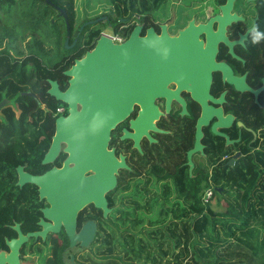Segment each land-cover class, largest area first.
<instances>
[{
    "label": "trees",
    "instance_id": "1",
    "mask_svg": "<svg viewBox=\"0 0 264 264\" xmlns=\"http://www.w3.org/2000/svg\"><path fill=\"white\" fill-rule=\"evenodd\" d=\"M50 1L64 9L59 1ZM168 1L87 0L90 7L83 15L66 10L71 36L76 26L77 43L65 49L67 26L54 5L43 0H0V15L5 17L0 18V84L11 81L13 91L11 95L8 91L0 95V103L11 100V106L0 107V250L7 249L6 240L17 236L15 225H20L25 235L40 229L36 187H19L16 168L23 166L32 173L46 168L41 161L55 133V114L65 106L48 93L49 81L66 89L68 76L64 72L94 48L106 26L113 24L114 34L125 31L128 38L135 27L134 16H141V22L148 27L151 17ZM253 4L258 15L256 25L264 31V0H254ZM98 7L99 15L94 12ZM102 17H106L105 22L85 26L80 32L85 23ZM253 47L250 73L258 86L264 77V40ZM240 114L255 134L245 138L242 155L232 166L218 163L219 152L211 150L208 161L196 166L191 174L188 166H176L177 170L155 166L151 170L149 177L162 185L157 196L161 199L174 195L172 207L180 206L169 223H157L159 231L153 237L162 252L154 254L134 231L143 222L140 210L152 211V206L136 195L150 181H136L135 195L116 199L117 193L135 180L130 175V180L119 177L117 187L107 194L112 210L107 218L92 208L98 229L91 248L79 254L80 263L264 264V92L251 112ZM252 137L253 147H248ZM208 188L213 190V196L204 204ZM162 212L160 209L159 213L165 215ZM153 222L148 221L150 230ZM56 260V264H64L60 255ZM40 263L50 262L44 256Z\"/></svg>",
    "mask_w": 264,
    "mask_h": 264
},
{
    "label": "water",
    "instance_id": "2",
    "mask_svg": "<svg viewBox=\"0 0 264 264\" xmlns=\"http://www.w3.org/2000/svg\"><path fill=\"white\" fill-rule=\"evenodd\" d=\"M44 1L54 5L65 20L68 36L65 46L73 47L77 41L69 45L66 11L50 0ZM234 3L235 0H226L220 6V13L211 17L207 23L195 25V21H191L175 37L168 35L165 25L162 26L161 35L149 28L145 37L140 36L142 27L136 26L128 39L119 44L101 35L94 49L88 51L82 59L76 60L65 72L70 78L66 91H61L56 81H49L48 93L67 105L68 114L55 119V134L43 163L53 162L62 144L68 156L62 168H53L42 176L31 175L23 167H17V185H36L40 196L47 197L50 207L43 212L48 221L42 219L39 222L42 230L26 235L22 233L20 225H15L13 228L18 236L6 240L9 250H0V264H22L20 255L24 244L31 238L45 240L49 233H58L61 228L69 238V247L64 250L62 261L64 264H81L76 262L75 255L91 247L97 226L94 222H86L77 232L78 214L92 204L103 211L105 218L108 217L112 210L108 207L106 194L116 188L118 171L128 168L124 157L119 161L113 150L108 151L111 133L130 116L134 104L138 103L141 111L136 119L130 121L133 132L124 130L122 138L132 139L139 150L138 141L142 135H147L152 141L148 130L159 131L154 121L160 116L154 101L165 96L168 100L175 97L182 102L177 96L178 90L171 92L167 89L170 82L190 91L192 99L202 106V114L197 123L196 146L188 153L191 174L194 166L192 155L202 150V126H207L216 117L218 122L212 126V131L221 135L218 127H228L234 120L231 115L224 118L221 108L215 109L208 104L209 101L221 104L225 96L224 93L219 99L211 96L212 72H222L224 80L238 91H250L256 97L264 89V86L258 90L250 89L243 84V78L232 75L228 66L216 63L218 44H234L226 37L227 26L242 20L232 13ZM101 20L85 23L80 32L85 26ZM215 23L218 25L217 30L213 28ZM202 34H205V40L199 38ZM6 102L3 100L0 107ZM239 125L242 123L239 122ZM226 138L229 143V138Z\"/></svg>",
    "mask_w": 264,
    "mask_h": 264
},
{
    "label": "flooded vegetation",
    "instance_id": "3",
    "mask_svg": "<svg viewBox=\"0 0 264 264\" xmlns=\"http://www.w3.org/2000/svg\"><path fill=\"white\" fill-rule=\"evenodd\" d=\"M240 1L241 0H235L232 13H235L237 16L241 17L242 20L233 22L231 25L227 26L226 28V37L230 43H234V44L230 46V45L225 44L224 42L219 43L217 47L218 50L216 53L215 60H216V63H222L228 66L231 69L232 75L234 77L239 78V79L243 78L244 79L243 84L245 83L247 87H249L252 90H258L264 86V77L261 78V85L257 86L255 84V80L252 78V75L250 73V68L252 66L251 61L254 59V53H253L254 47L249 37V29L251 25L256 24V21L258 20V15H256V12H255V7L253 4L254 0H251V1L246 0L247 4H249L250 2L252 3L254 16L252 14L247 15V13H249L250 10L248 9V6L246 7V5L245 6L240 5L239 3ZM57 5L59 6V4ZM56 11L59 14V11L57 9ZM160 15H161V9H159V11H157L151 17V23L148 27H146L145 24L141 22L142 20L141 16H135L136 17L135 18L136 23L134 24L135 27L136 26L142 27L141 32H140L141 37L146 36V32L149 28H153L157 35H161L162 26L164 25L166 26L168 35L171 37H175V36H178L181 31L186 29L189 23L191 22L190 21L187 24V26L184 28H179L181 27L179 23L177 25L174 23L172 25L167 26L165 23H162L158 19ZM208 20L203 23L196 22L195 20H192V21H195V25H199V24L207 23ZM105 21L106 20H101L100 22H105ZM109 26L112 29L111 31L112 34H114L113 28H112L113 24H109ZM217 27L218 25L217 23H215L213 25L214 30H217ZM175 29L176 30L179 29L178 32H176ZM70 30L71 29L69 25V32H71ZM104 30L101 35H103V33H106ZM107 34H110V33H107ZM125 34H126L125 31L122 34H119L120 36L124 38L123 42H125L128 39L125 37ZM199 38L201 40H205L206 36L205 34H202L200 35ZM251 55L253 56V58H250ZM69 79L70 78L68 77L67 88L69 87ZM67 88L64 90H61V89L60 90L66 91ZM167 89L170 90L171 92H176L178 90L177 96L178 98L182 100V102L179 101L175 97H172L170 98V100H168V98L165 96L158 97L154 101L155 105L158 107L160 111L159 118L156 121H154L155 127L159 131H154L152 129L148 130V134L152 138V141L148 138L147 135L141 136V138L138 141L141 151L135 147V142L132 139L122 138L124 134V130H127L131 133L133 132V130H131L130 128V121L137 118L139 112L141 111L140 104L135 103L130 116L126 120L118 124L117 127L112 131L111 139L108 144V151L113 150L115 153V156L118 158L119 161H121V157H124L125 164L128 166V168H123L118 171L117 185H118L119 177L121 178L126 177L125 180H130L131 178L130 175H132L133 176L132 178L134 179L140 178V180H142L141 182L151 181L152 179L149 177V174L151 173V170L155 168V166H157L159 169H165V170H170V168L177 170L176 166L177 168H179L180 166H184V167L188 166V170L190 173L188 153L189 151L193 150L196 146L197 123L202 114V106L201 104H199L198 102L192 99L190 91L184 88H179L178 84H176L175 82H170L167 85ZM263 92H264V89L256 97L254 93L250 91H238L234 85H231L224 80L222 72H218V71L212 72V84L210 88L211 96L216 99H219V97L223 93L225 94V96H224V101L221 104H214L211 101H209L208 104L209 106H212L215 109L221 108L223 111L224 118L228 115H231L234 117V120L231 123V125H229L228 127H218V132L221 135L215 134L212 131V126L216 122H218V118L216 117H213L209 121V124L207 126H202L203 136L200 140V145L202 147V150H198L196 153L192 155V162L194 164L192 172L196 166L201 167L202 164H205V162L208 161L209 157L207 153L210 152L211 150H215L219 152L218 163H222V164L225 163V166H232L235 160L242 155L241 145L245 144V138H247L250 133H252L253 135L255 133L251 127L247 126L246 123L242 119H240L241 117L240 112L242 111L251 112L254 108L255 103H258L259 96ZM167 105H169L168 112H167ZM184 107L186 110L185 114H183ZM62 108H63L62 115L66 116L68 114L67 105L65 104V106H63ZM239 122L242 123V125H239ZM226 136L229 138V143H227ZM254 141H255V138L252 137L251 140L249 141L250 143L247 146L253 147L252 144ZM64 148L65 147L62 144L60 148V152L58 156L56 157V159L51 163L44 164L43 159L46 153L48 152L47 151L41 161V164L43 166H46V168H43L38 173H32L30 171H27L23 166L21 167L24 168V171L26 173H29L31 175H38V176L45 175L48 171H50L53 168H62L63 163L68 156V154L64 152ZM252 150L250 152H252ZM16 171H17V168H16ZM89 174L90 173H88L87 175ZM17 182H18V173H17ZM34 186L36 187V190H37L38 203H39L38 210L40 212L39 220L37 222L40 229L36 231H40L42 230V227L39 225V222L42 219L44 221H48L44 217L43 210L49 208L50 204L47 200V197L46 196L41 197L39 188L36 185ZM106 199L108 202L107 194H106ZM108 207H109V203H108ZM92 208H95V206L91 204L78 214L77 232H79L83 228L84 223L86 222L96 223V221L92 217L93 215ZM100 211L102 212V215H103V211L102 210ZM64 239H65V242H64ZM29 242L33 243V245L35 246L36 244L40 246L43 244L47 245L49 242V245H47V248H50V251H55L56 256L60 255L61 260H63L62 254L64 250L69 247V238L63 228H61V230L58 233H49L45 240H42V238H38L37 240L31 238ZM8 250L9 249L7 247L6 251ZM88 250L89 249L85 251H88ZM81 253H78L75 255V260L78 263H80L79 254Z\"/></svg>",
    "mask_w": 264,
    "mask_h": 264
},
{
    "label": "rangeland",
    "instance_id": "4",
    "mask_svg": "<svg viewBox=\"0 0 264 264\" xmlns=\"http://www.w3.org/2000/svg\"><path fill=\"white\" fill-rule=\"evenodd\" d=\"M57 1H59L62 4L61 6L65 10L68 11L71 9L72 12L74 13L81 12L82 15H83V12H85L86 10L88 11V8L90 7L89 4L86 3L87 0H67V2H61V0H57ZM239 3L242 6H245V5L246 7L248 6V9L250 10V12L247 13V15L252 14L254 16L253 5L251 2L247 4L246 0H241ZM97 4H99L100 6L102 5L98 1H97ZM219 8H220V5L217 3V0H170L162 6L161 15L160 17H158V19L162 23H165L167 26L172 25L174 23L177 25L179 23L181 26L179 28H184L192 20H195L196 22H202V23L206 22L210 17L220 13ZM94 9H96L94 11L95 13L98 12V15L101 14L98 11L99 7L94 8ZM0 18L5 19L4 15H0ZM101 19L106 20V17H102ZM72 30H73L72 34L73 33L74 34L69 37V45L75 39L76 26H74ZM178 30L175 29L176 32H178ZM104 31L106 33L112 34L111 32L112 29L109 25L106 26ZM67 37L68 36H66V39L63 42L64 43L63 46L65 49H68L65 46ZM74 42L75 40L73 41V43ZM12 52L15 53V50H12ZM11 86H12L11 81H6L0 84V95L6 93V91H8L10 95L13 94ZM7 104L11 105V100L7 99V102L5 105ZM40 120L37 121L36 123H39ZM136 181H142V180H140V178L133 180L130 185H127L126 189L121 190L120 192L117 193L116 199L121 198V197H123L124 199H127L135 195V192H134L135 185L133 183H136ZM161 190H162V185L156 183L152 179L142 193L136 194L138 195L140 201H146L149 203L150 207L152 206V211L147 212V210L146 211L140 210L141 213L139 212V215L143 219V222L141 223V225H139V227L134 228V231L137 234L136 235L137 239H140L142 243H144L145 245H148L150 249L152 250V252H154V254H156L158 251L162 252L160 251V249H162L160 247V244L159 245L156 244L157 238L153 237L154 235H156L157 231H159L157 223H160V224L169 223L171 221L172 216H174V210H177V208L180 207V206H177V208L172 207V203L176 200L174 195L169 196V197L162 196L160 199L159 196L157 195L161 193ZM160 209L161 211L162 210L164 211L162 213H164L165 215H161L159 213ZM149 219H152L154 221L153 222L154 226L152 230H150L151 228L148 225ZM24 245L25 246L22 247L23 249L20 255L22 264L23 263L28 264L30 262H34L35 264L36 262L38 264H43V263H40V261L44 256H46L47 262H50L51 264H56L57 260H56L55 251H50V248H47V245H49V242L47 245L43 244L41 246L38 244H36L35 246L31 242H27ZM165 249H168V247L165 246ZM140 264H144V263H140Z\"/></svg>",
    "mask_w": 264,
    "mask_h": 264
},
{
    "label": "built area",
    "instance_id": "5",
    "mask_svg": "<svg viewBox=\"0 0 264 264\" xmlns=\"http://www.w3.org/2000/svg\"><path fill=\"white\" fill-rule=\"evenodd\" d=\"M135 16L133 17V21L132 23L135 24ZM103 35H106L107 37H109L114 43H122L124 41V38L122 36H120L119 34H107V33H103ZM63 113V108L60 107L57 109L55 117L58 118L59 116H62ZM213 196V190L211 188H208L207 190H205V193L203 195V203L207 204L209 202V200L211 199V197Z\"/></svg>",
    "mask_w": 264,
    "mask_h": 264
},
{
    "label": "clouds",
    "instance_id": "6",
    "mask_svg": "<svg viewBox=\"0 0 264 264\" xmlns=\"http://www.w3.org/2000/svg\"><path fill=\"white\" fill-rule=\"evenodd\" d=\"M249 37L251 43L257 44L260 41L264 40V31H262L258 25L253 24L249 29Z\"/></svg>",
    "mask_w": 264,
    "mask_h": 264
}]
</instances>
